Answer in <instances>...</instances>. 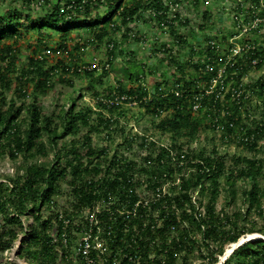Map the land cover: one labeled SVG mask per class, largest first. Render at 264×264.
Here are the masks:
<instances>
[{
  "label": "trees",
  "instance_id": "trees-1",
  "mask_svg": "<svg viewBox=\"0 0 264 264\" xmlns=\"http://www.w3.org/2000/svg\"><path fill=\"white\" fill-rule=\"evenodd\" d=\"M11 1L19 5L0 12V154H8L12 159L21 156L22 171L0 180V254L20 238L16 253L29 264H59V260L63 264H85L76 248L79 231L87 223L83 214L86 210L106 202L111 195L135 201L139 197L135 187L146 183L143 193L146 196L161 178L175 179L177 174L180 188L172 185L169 196L191 210L183 208L181 219L171 221L178 222L179 239L176 242L175 236L173 245L181 255L177 260L171 247L163 264H189L195 255L215 264L228 243L252 232L264 236V182H261L264 181V146L258 143L264 136V103L259 120L252 119L244 106L247 85L240 86L252 59H259L257 66L263 64L262 45L254 42V48L236 58L233 64H225L224 84L231 83L232 90L242 91L233 97L229 90L222 99L215 92H207L216 73V69H205V64L215 59L210 56L214 51L209 40L224 38L227 42L233 34L219 37L206 33L204 44V40L190 39L200 42L199 49L190 46L185 58L165 42L159 46L155 34L154 40H145L151 48L165 52L164 56L160 55L162 62L174 65V70L168 73V78L165 74L158 77L153 88H148L139 76L157 72L158 65L135 58L136 50L130 49L126 41L132 35L137 41L144 39L137 31L142 21L160 31L166 27L171 35L182 39L181 44L192 45L176 30L175 21L172 22L175 17L177 21L181 19L178 12L171 15L169 1L174 0ZM240 7L239 3L237 9ZM245 11L260 19L261 27L264 0H249ZM202 17L209 20L210 13L205 10ZM204 22L198 26L201 31ZM258 29L256 25L246 32ZM24 42L35 53L27 55L20 64L19 51ZM101 47L109 67L103 68L100 75L114 71L117 84L104 91L93 90L95 105L86 102L77 108L79 96L72 94L68 106H61L57 118L52 113L46 114L39 101L40 94L54 88L57 82L73 87L72 77L79 74L94 80L95 70L79 68L88 62L84 57L89 49L100 52ZM200 52L204 57L197 61L194 54ZM118 53H124L125 58ZM208 55L213 59L207 58ZM134 62L138 68L131 67ZM250 85L253 92L263 95L264 72ZM116 93L134 97L141 108L140 115H150L155 128L168 135V145L136 132L124 135L112 150L104 144L96 145L93 132L110 141L119 131L124 132L119 123L124 111L110 104ZM112 114L117 115L111 117ZM216 117L218 122L214 121ZM202 131L212 134L210 144L192 146ZM68 134L69 142L60 144V139ZM216 135L226 145L237 140L242 153L220 151ZM47 143L53 147L52 157ZM238 179L248 183L242 190L245 209L230 211L226 205L235 202ZM222 185L227 191V204L217 209L215 202ZM194 196L205 207L203 215L192 202ZM251 213L257 214L260 221L249 224ZM23 216L31 221L24 224ZM63 217L70 219L65 228ZM106 219L104 214L102 220ZM117 220L116 224L123 223L120 218ZM140 221L136 220L138 224ZM167 224L166 221L162 234L164 247L169 244L165 234ZM19 232L23 235L19 236ZM63 232L68 235L67 246L62 241ZM148 233L149 229L143 232ZM118 245L119 240L112 244V250ZM70 252L74 259L69 258ZM161 253L160 249L155 253L154 264H161ZM149 254V248H145L143 264L151 262ZM121 260L122 264L126 263L122 256ZM222 264H264V238L244 241Z\"/></svg>",
  "mask_w": 264,
  "mask_h": 264
},
{
  "label": "rangeland",
  "instance_id": "rangeland-1",
  "mask_svg": "<svg viewBox=\"0 0 264 264\" xmlns=\"http://www.w3.org/2000/svg\"><path fill=\"white\" fill-rule=\"evenodd\" d=\"M39 1V0H36ZM55 1V0H54ZM240 3V9L237 7ZM19 5L17 2H12L11 0H0V12H2L3 9H6L10 6ZM201 5V7H200ZM247 5H249V0H211L208 5H206V10L210 13L209 20H206L202 17V11L205 9V5L202 2L194 3L192 0H182L180 4L174 9L177 11L179 16H181V19L177 21V31L180 33L182 32L183 35L186 36V40L189 42H192L190 39H196L199 38V40L203 41L205 37H203L206 33L208 34H217V36L220 37V35H231L234 36L237 35L236 38L233 39V42H239V41H246L250 44L256 43L260 44L264 47V23H262L261 27L258 24L259 19H255L251 13H248L245 11L247 8ZM200 7V8H199ZM172 14H174V12ZM186 18V21H184ZM256 22H255V20ZM184 21V22H182ZM206 21V22H204ZM204 22V29L201 31V28H199V24ZM238 22L242 25L238 27ZM264 22V21H262ZM258 25L259 29L249 30L248 32H245V28L249 25ZM152 24L146 25V23L140 22L139 26L137 27V31L140 35H142V38L140 41H137L133 38L129 39V41L126 43L130 45V49L136 50V56L135 58L150 63V65H158L157 72L155 73H147L146 75L142 73L143 75H140V79L146 82V85L148 88H153L154 80L158 79V77H164L163 74H165V77L168 78V73L170 74L172 70H174V65H169V63L162 62L161 56H164L162 52H160L158 49L154 47H150L149 41H146L145 39L150 38L151 40H154V36L156 32H158L160 29H158L155 25L151 26ZM253 27V26H252ZM24 28V27H23ZM253 29V28H252ZM205 30V31H204ZM159 33V32H158ZM34 35V33H31ZM212 34V35H213ZM219 34V35H218ZM31 35V36H32ZM120 35V32L117 33V36ZM201 37V38H200ZM158 44L160 46L161 43L165 42L169 46L174 48V52L177 54H180V57L185 58L187 56V53L190 49V46H195L196 49H199V45H197L200 42H192L193 44H181L179 45L174 41V37L169 33L161 32L158 34ZM219 42L223 43V52L227 51V47L231 43L224 41V38L217 39ZM206 43V40L202 42V44ZM21 44V43H20ZM25 44V45H24ZM20 46V59L18 63H24L27 55L33 54L32 48L24 42ZM123 45V44H122ZM151 48V49H150ZM89 49V48H87ZM101 51L98 52L96 49H89L85 53L84 59L86 61H89L94 55H96L100 60H104L107 55H105V50H103V47L99 48ZM96 51V52H95ZM198 51V50H197ZM98 52V53H97ZM189 54V53H188ZM119 56H121L123 59L124 53H118ZM56 54L52 56L55 57ZM84 56V55H83ZM197 57V58H196ZM51 58V59H52ZM194 58H196L197 61H200L203 59V53H195ZM53 60V59H52ZM102 62V61H101ZM135 64H131V67L138 68V63L134 62ZM258 65V64H257ZM252 65L247 72L245 73L242 82L245 87L244 89H247V101H245L244 106L247 107V111L250 112V115L252 119L259 120L261 117V108L264 103V94H259L257 92H253L251 90V85L253 81H255L261 74L264 72V61L261 66ZM101 71H95L96 78L94 80H91L88 76H85L83 74H79L72 77L73 81V87L62 84L60 82H57L54 86V88L50 89L46 93L40 94V104L43 106L44 112L46 114L52 113L54 118H57V113L59 110H61V106L66 104L68 106L69 103V97H71L72 94H78L79 99L77 100L78 105L81 106L83 103L89 102L92 105H95L94 103V95L93 90H99L104 91L106 89L111 88L112 86H115L117 84V75L115 72H110L108 75H100ZM230 85V84H229ZM10 95V94H9ZM120 111H124L122 115L119 117V123L121 127H123L124 132H118L117 136L113 140L105 139L100 134L93 132L94 137V143L96 145L104 144L107 147L112 150L113 148L117 147V142H121L123 140L124 135L131 136L134 134V132L139 133V135L147 134L148 136H151L153 138H156L157 142L168 144V135L167 134H161L154 126L153 119L150 115L143 113L140 115L141 108L138 106L137 103H130V102H122L120 107H118ZM243 111H246V109H243ZM25 113H22V115ZM106 115H109L108 112H106ZM117 114H112L111 117L116 116ZM120 128V127H119ZM124 133V134H123ZM212 136L210 132H201L199 136V140L195 141L192 146L199 145H209L210 141L209 138ZM71 138V135H66L64 138L60 139V144H67ZM215 142L218 143V147L220 151H228V154L232 153H242V147L237 144V140L228 142L229 144L226 145L225 143H222L220 140V137L218 135L215 136ZM258 143L260 145L264 146V136L258 140ZM49 157H52L53 155V147L47 143ZM122 147V146H120ZM136 147V146H135ZM132 147V148H135ZM137 151V150H136ZM246 154H249L250 152L245 151ZM21 161L22 157L19 156L17 159H12L8 154L1 155L0 154V180H7L8 176L14 175L17 172H21ZM264 182L263 180L261 181ZM244 187H248V183L246 181H243L242 179H238L236 181V196H235V202L231 203L230 205L227 204V191L224 189L223 185L220 188V193L216 199L215 205L217 209H220L221 207H224L226 205L228 210H234L235 208H241L245 209V204L243 203V195L242 190ZM172 199L174 197L172 196ZM24 224H27L31 221V218L27 219V217L23 216ZM260 221V218L257 214L251 213L250 217V223L258 222ZM248 224V225H249ZM247 225V226H248ZM256 233L254 234L255 237H264L261 232H252ZM250 233H247L245 238L250 237ZM23 235L22 232H19V236ZM242 237V236H241ZM253 237V238H255ZM19 239L15 241V244L5 250L2 254H0V264H8L7 261H13L15 264H29L28 261H26L22 257H18L16 250L19 246ZM228 246V244L225 246V248ZM70 259H74V254L70 252ZM199 256H193V264H198L199 262ZM68 259V258H67ZM59 264H63L62 260H59ZM180 264V262H178ZM211 264V263H207Z\"/></svg>",
  "mask_w": 264,
  "mask_h": 264
},
{
  "label": "built area",
  "instance_id": "built-area-1",
  "mask_svg": "<svg viewBox=\"0 0 264 264\" xmlns=\"http://www.w3.org/2000/svg\"><path fill=\"white\" fill-rule=\"evenodd\" d=\"M242 49H244V46L238 45L232 49L231 54H238ZM83 67L100 69L101 65L98 59L94 57L90 65ZM223 71L224 67L219 68V77ZM214 82H216V79H214ZM217 119L215 118L214 121L218 122ZM164 177H166L165 174ZM164 180L165 178H161L160 183H156L152 192L146 196L143 195L147 188L146 183L135 187L136 192L139 193V197L135 201H130L129 198L120 199L111 195L106 202L96 204L92 209L83 213L87 223L79 231L76 251L84 258L85 264H122L121 256L125 258V264H143L142 252L145 248H149V258L151 260L149 264H154L155 253L159 249L162 251L159 257L160 263L163 264L166 254L171 252V247H173V256L179 260L181 252L173 245V240L176 238L175 240L178 242L179 239L177 221L181 219L182 209L190 211L191 207L185 204L182 207L169 196L172 193L170 189L172 185H176L178 189L180 188L179 174L176 175L175 179L167 177V180ZM166 196H169L170 199ZM195 197L192 202L198 212L203 215L205 207ZM163 210H165V213H163ZM104 214L107 216L105 222L102 220ZM119 218L123 222L121 225L116 224ZM136 220H141V223L138 224ZM172 220L177 221L171 222ZM63 221L65 228L70 223V219L63 217ZM166 221L168 224L165 234L169 243L168 247H164L162 238ZM148 229L149 233L144 235L143 232ZM67 238V232H63L62 241L65 246L68 244ZM117 240H119V245L112 250V244L117 243ZM233 243H228L226 248L228 249ZM223 261L224 252L219 255V259L215 264H222ZM193 262V259H191L189 264H193ZM200 263L207 264V258L200 257L198 264Z\"/></svg>",
  "mask_w": 264,
  "mask_h": 264
},
{
  "label": "clouds",
  "instance_id": "clouds-1",
  "mask_svg": "<svg viewBox=\"0 0 264 264\" xmlns=\"http://www.w3.org/2000/svg\"><path fill=\"white\" fill-rule=\"evenodd\" d=\"M165 1H167V0H165ZM210 1L211 0H199V2H202L205 5V7H204L205 9H203V11L206 10V5H208L210 3ZM180 2H182V0L169 1V5H170V8H171V13H173V11H175L174 9H176V7L180 4ZM200 7H201V5H200ZM175 12H177V11H175ZM175 12H174V14H175ZM174 14H171V15L174 16ZM179 18H181V16H179ZM175 19L176 20L172 21L173 23H174V21H175V23H177L176 21L178 20V18L175 17ZM255 19H258V18H255ZM259 21H260V19H259ZM255 22H256V20H255ZM240 26H242V25L238 22V27H240ZM252 26H256V25H251L250 24L249 26H247L245 28L246 29L245 32L248 30V28H250ZM158 32L159 33H161V32L169 33L168 28H166V27H164V29H161V31L159 30ZM159 33L156 32V34H159ZM180 33L182 34V32H180ZM212 34H209V35H212ZM215 35H217V34H215ZM154 37L156 38L157 36L155 35ZM173 37H174V41H176V43H178L180 45L181 44L180 42H181L182 39H179L177 36H173ZM236 37H237V35H234V36H231L229 38V41H227V42L228 43L230 42L231 45L229 44V46L227 47V51H224V52H223V48H222L223 47V43L219 42L216 38L215 39L213 38V39L209 40V45H210L211 49L214 51V52H212V54H210V56H213L215 59L211 58L208 55L207 58H211L213 60L211 62H207L205 64V69L208 70V71H213V69H216V73H215V75H213V77L211 79L210 86H209V89H207V92L208 93L209 92H215V94L221 96L222 99L224 98V94L226 92H228L229 90L232 92V96L233 97L238 96L239 93L242 91L241 88L238 91L232 90L233 87H232L231 83L224 84V71H225V67H226L225 64H227V63L233 64L236 61V58L242 57L243 54H245V52L248 49L254 48V44L253 43L250 44L249 42H246V41L233 42V39L236 38ZM184 38H186L185 35H184ZM238 45L244 46V49H242L240 51V53L232 55L231 54L232 53V49L234 47L238 46ZM94 57H96L98 59V62L101 65L100 69L83 67V66H86V65H90L91 62L93 61ZM104 60H100L96 55H94L86 64H83L82 67H80L79 69L102 71L103 68H108L109 67V63L108 62H104ZM258 60H259L258 58L252 59V61H251L252 65H257ZM221 67H224V71L222 72L221 76L219 77L218 76V72H219V68H221ZM214 79H216V82H214ZM139 80L141 82H143V83H146L145 81H143V79L141 80L139 78ZM240 86H244L242 81L240 83ZM130 97H131V95H128L127 93H116L114 95V97L110 100V104H112L114 106H117V107H120L122 102L137 103V100L134 97H131V98ZM216 118H218V117H216ZM134 150L136 151V149H134Z\"/></svg>",
  "mask_w": 264,
  "mask_h": 264
},
{
  "label": "water",
  "instance_id": "water-1",
  "mask_svg": "<svg viewBox=\"0 0 264 264\" xmlns=\"http://www.w3.org/2000/svg\"><path fill=\"white\" fill-rule=\"evenodd\" d=\"M261 237V236H260ZM241 238V237H240ZM240 238L236 241V242H234V244L236 243V244H238V245H240L241 243H243L244 241H246V240H248V239H251V238H253V237H248V238H245V239H243V240H240ZM262 238H264V237H262ZM19 244H20V240H19ZM233 244V245H234ZM236 247V246H235ZM234 247V248H235ZM233 248V249H234ZM233 249L229 252V251H226L225 253H224V259L226 258V256L228 255V254H230L232 251H233Z\"/></svg>",
  "mask_w": 264,
  "mask_h": 264
},
{
  "label": "bare ground",
  "instance_id": "bare-ground-1",
  "mask_svg": "<svg viewBox=\"0 0 264 264\" xmlns=\"http://www.w3.org/2000/svg\"><path fill=\"white\" fill-rule=\"evenodd\" d=\"M254 234H256V233H250L249 236H250V237H255ZM256 237H257V236H256ZM243 239H245V236H243V237L240 238V240H243ZM233 244H234V243H233ZM233 244L230 245V246L228 247L227 251L230 252L235 246L238 245V244H236V243H235L234 245H233Z\"/></svg>",
  "mask_w": 264,
  "mask_h": 264
}]
</instances>
